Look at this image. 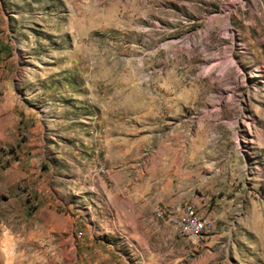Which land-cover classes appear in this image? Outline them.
<instances>
[{"label": "rangeland", "instance_id": "1", "mask_svg": "<svg viewBox=\"0 0 264 264\" xmlns=\"http://www.w3.org/2000/svg\"><path fill=\"white\" fill-rule=\"evenodd\" d=\"M0 264H264V0H0Z\"/></svg>", "mask_w": 264, "mask_h": 264}, {"label": "built area", "instance_id": "2", "mask_svg": "<svg viewBox=\"0 0 264 264\" xmlns=\"http://www.w3.org/2000/svg\"><path fill=\"white\" fill-rule=\"evenodd\" d=\"M156 217L171 223L181 234L198 237L210 226L211 220L202 215L192 203L183 205L178 214L167 213L161 208H154Z\"/></svg>", "mask_w": 264, "mask_h": 264}, {"label": "bare ground", "instance_id": "3", "mask_svg": "<svg viewBox=\"0 0 264 264\" xmlns=\"http://www.w3.org/2000/svg\"><path fill=\"white\" fill-rule=\"evenodd\" d=\"M226 28L228 29L227 25H226ZM219 61H220L219 58H216V59L211 63V65L209 66V69H210L211 67H213L214 64H215V63H218ZM211 69H213V68H211ZM211 69H210V70H211Z\"/></svg>", "mask_w": 264, "mask_h": 264}]
</instances>
